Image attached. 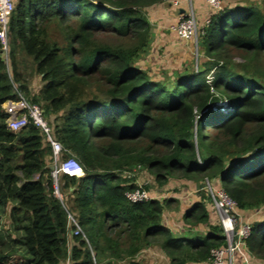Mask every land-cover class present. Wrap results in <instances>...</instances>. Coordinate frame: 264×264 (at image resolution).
I'll list each match as a JSON object with an SVG mask.
<instances>
[{
  "label": "trees",
  "instance_id": "trees-1",
  "mask_svg": "<svg viewBox=\"0 0 264 264\" xmlns=\"http://www.w3.org/2000/svg\"><path fill=\"white\" fill-rule=\"evenodd\" d=\"M164 1L16 0L7 59L0 43V210L10 205L16 238L0 234V264H112L148 246L170 264L207 261L225 240L209 222L202 190L182 219L207 232L175 238L161 222L174 198H126L137 182L120 172L136 166L161 184L217 181L239 210L264 205V0L213 13L199 38L207 60L197 70L174 71L168 84L136 65L152 30L145 9ZM233 1L243 0L224 3ZM233 52L241 71L230 66ZM19 53L41 77L38 94L21 83ZM12 82L43 108L62 157L82 166L81 176H58L60 199L42 132L6 125L2 104L15 98ZM92 83L103 97L90 93ZM224 101L229 108L221 111ZM68 214L85 238L71 234ZM244 243L264 260V220L252 224Z\"/></svg>",
  "mask_w": 264,
  "mask_h": 264
},
{
  "label": "built area",
  "instance_id": "built-area-1",
  "mask_svg": "<svg viewBox=\"0 0 264 264\" xmlns=\"http://www.w3.org/2000/svg\"><path fill=\"white\" fill-rule=\"evenodd\" d=\"M202 1L215 13L223 8L225 0ZM15 2L16 0H0V43L5 59H7L8 52V26ZM182 2L185 4L184 6H182ZM169 6L172 9L179 10L177 20L171 25V30L176 37L180 40L197 42V39L209 25L211 16L207 17L204 22H199L194 12L193 0H169ZM180 10H183V12H180ZM12 87L15 98L6 100L2 104V110L7 115L6 125L13 132H17L21 128L31 124L42 132L46 142L51 147L52 164L50 166V175L54 183V195L60 199L61 195L57 183L58 176L60 174L81 176L83 175L82 166L72 156L62 157L65 149L54 138L52 125L48 116L44 113L43 108L39 104L31 102L17 83L12 82ZM139 169L140 166H136L132 169L121 171L120 175L126 179H131ZM204 183L205 186L203 189L208 190L212 200V205L210 206L211 211L217 217L216 225L219 226L225 240L223 246L210 251V257L207 261L210 264H234L236 254L240 248L244 247V240L249 236L252 225L240 223L241 220L239 222L238 217L240 214H238L239 212L235 202L221 188L213 187L208 180H204ZM125 196L131 203H141L151 199H157V197H152L145 190L144 186L138 183L135 189L126 191ZM68 219L73 226L71 234L74 236L80 234L84 237L74 217L68 214Z\"/></svg>",
  "mask_w": 264,
  "mask_h": 264
},
{
  "label": "rangeland",
  "instance_id": "rangeland-1",
  "mask_svg": "<svg viewBox=\"0 0 264 264\" xmlns=\"http://www.w3.org/2000/svg\"><path fill=\"white\" fill-rule=\"evenodd\" d=\"M165 2L166 1L162 3H165ZM167 2L169 3V0H167ZM248 5L258 6L260 5V0H243V1H237V2H234V1L225 2L222 9L230 8V7L232 8V7H239V6H248ZM178 15H179V10L173 9V17H175V20L178 17ZM174 23L175 22H173V24ZM170 30H171V26H170ZM199 38L197 39V42L191 41L192 42V45H191V59L192 60L189 65L190 70H197V68H201L202 63H204L207 60L206 56L204 55V51L201 48V45H200L201 39L199 40ZM180 45L182 46V44L179 43V39H177L176 35L171 36L169 40L163 41V43H160L158 45H154V46L150 45V47L148 48V51H146V54L144 55L142 60H139L136 63V65H138L142 70H144L147 73L148 77L153 79L154 81H162V82H165V84L166 83L168 84L169 83L168 81L172 79L171 77H172L173 72L179 70V68H177L178 60H181L182 58H184L186 53L188 54V52H190L188 48H184L183 46H182L183 48L181 49L182 53L177 52V49L180 47ZM231 56H232V61L230 62V66L235 70H240L243 60L238 56L236 52H233ZM18 60H19L18 67H19V70H21L20 72L21 77L22 76L27 77L29 81L33 80L34 81L33 88L35 89L34 91H37L38 86H40L41 80L39 79L40 77H38L37 73L35 72L33 63H30L29 61L30 58L24 54L19 53ZM211 75H212L211 72L208 73L206 75V78L211 79ZM100 86L102 87V85ZM39 89L37 92H33V93L38 94ZM88 90L90 91V93L92 92V93L97 94L100 97H103V95L99 91H97L95 83L89 84ZM33 93H30L29 95L32 96L34 95ZM219 107L221 111L227 110V108H229L225 101L222 103H219ZM236 159H237L236 156L231 158L232 161ZM134 176H135L136 182L142 186H145L146 188L145 190L148 191L152 197H157V200L159 201L169 198V196H171V194L173 193H179L181 195L186 192L188 194H198L197 192L193 191L195 188V185L189 181H187V183H182L183 180L169 179L167 183L165 184L157 183L154 180L153 174L141 167L134 174ZM211 185L215 188H220V185L217 183L215 184L214 182H211ZM202 195L204 196L205 199L207 198L206 200L207 210H209L210 213L215 216L216 214L211 211L210 206L212 205V200L209 196L210 194L208 190L203 189ZM199 196L201 195L199 194ZM191 202H192V199H188L186 200V203H183V204L189 207V205L193 203ZM9 208H10V205H7L3 211L0 210V234H2L4 240L6 241L16 238V233L12 230V225L10 223L9 216H8ZM184 208L187 209L186 207L183 206L182 209ZM179 210H180L179 203H171L169 208H167V210H164L163 213L165 214V216L166 215L170 216V213L174 212L175 215L173 216L174 218H177L178 214L176 215V213H179L180 212ZM238 220L239 222L241 220L240 223H248L251 225L254 224V222L256 221L264 220V205H262L261 207L257 209L247 210L243 214L241 213L238 217ZM7 243H8V249L11 248L12 246L11 243L10 242H7ZM13 248L17 251L18 254L23 255V251H22L23 249H21L19 246L17 247V245H15L13 246ZM240 250L242 251L244 250V254L249 256V253L247 252L246 248L242 247L239 249V251ZM15 255H16L15 257H17V254ZM253 258H256V257H253ZM250 261H252V259H250ZM126 262L127 260L121 262L120 264H126ZM238 262L236 264H245L242 261H238ZM61 264H66V261H63Z\"/></svg>",
  "mask_w": 264,
  "mask_h": 264
},
{
  "label": "crops",
  "instance_id": "crops-1",
  "mask_svg": "<svg viewBox=\"0 0 264 264\" xmlns=\"http://www.w3.org/2000/svg\"><path fill=\"white\" fill-rule=\"evenodd\" d=\"M182 6H184L185 4L182 2L181 3ZM193 7H194V12L195 15L198 19L199 22H204V20H206L207 17L211 16V13H213L211 11V9H209L202 1L200 0H193ZM146 13V17L152 27L151 30V34H150V39H149V47L150 45L154 46V45H158L160 43H163V41H167L171 38V36H175L174 32L172 30H170V26L173 24V22H175L177 20H175V17H173V9L169 6V3L166 1L165 3H159V4H154L148 8H146L145 10ZM178 39V38H177ZM179 43L182 44V46L184 48H188L190 50V52H188V54L186 53L184 58H182L181 60H178L177 62V68H179V70L177 72H184V71H189L190 69V62H191V45L192 42L191 41H185V40H180L179 39ZM180 45V47L177 49V52L182 53V47ZM146 54V52L144 54H142V56L137 60V62L139 60H142V58L144 57V55ZM30 63H33L31 58H30ZM136 62V63H137ZM34 65V64H33ZM138 66V65H137ZM139 67V66H138ZM140 68V67H139ZM18 71L21 72V70ZM38 75V74H37ZM38 77H40V75H38ZM22 80L21 83L23 85H25L27 87V90L30 93L33 92H37L34 91L35 89L33 88L34 86V81H29V79L27 77H23L22 76ZM41 80V77L39 78ZM34 94V93H33ZM182 183H187V181H182ZM192 183V182H191ZM215 184H219V182H214ZM195 185V183H194ZM194 192H197L198 189H196V185L195 188L193 190ZM174 198L176 200V203H179V213H176V215L178 214L177 218H174L173 215H175L174 212L170 213L169 215H166L163 213L162 214V224L167 227L172 236L175 238H190V237H194L195 235H199V234H203L205 232H207V226L206 225H199L198 227H194V228H189V226L185 225L182 219L184 210H186L184 207H188L185 206L186 200L188 199H192V202H196L198 200H200V196L199 194H188L187 192L184 194H179V193H173L171 194V196H169V198ZM199 197V198H198ZM191 202V203H192ZM191 205H189L190 207ZM188 207V208H189ZM167 210V209H166ZM247 210H239V214H243L244 212H246ZM209 213V222L210 224H217V217L216 215H212L210 213V211L208 210ZM180 218V220H179ZM73 245V237L72 235H69L68 237V248L70 249L71 246ZM250 259H252V261H250ZM127 260V259H125ZM125 260H120L117 261L115 263L112 264H120L121 262L125 261ZM238 261H242L245 264H264V261H260L257 258H253L251 255L247 256L246 254H244V250H240L237 252L236 254V258L234 260V264H236ZM241 262V263H242ZM66 263H68V261H66ZM239 263V262H238ZM126 264H170L169 258L164 255L157 247L154 246H148L145 247L143 249H141L139 251V253L132 259V260H127ZM186 264H210L208 261H201V262H189Z\"/></svg>",
  "mask_w": 264,
  "mask_h": 264
},
{
  "label": "water",
  "instance_id": "water-1",
  "mask_svg": "<svg viewBox=\"0 0 264 264\" xmlns=\"http://www.w3.org/2000/svg\"><path fill=\"white\" fill-rule=\"evenodd\" d=\"M180 12H183V10H180ZM195 185H196V189L202 190L204 188V186H205V183H203V182H196Z\"/></svg>",
  "mask_w": 264,
  "mask_h": 264
}]
</instances>
